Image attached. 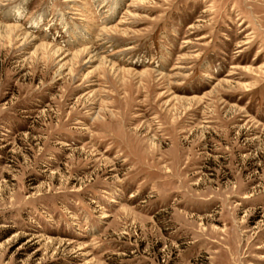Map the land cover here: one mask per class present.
Returning <instances> with one entry per match:
<instances>
[{
    "label": "rangeland",
    "instance_id": "obj_1",
    "mask_svg": "<svg viewBox=\"0 0 264 264\" xmlns=\"http://www.w3.org/2000/svg\"><path fill=\"white\" fill-rule=\"evenodd\" d=\"M0 264H264V0H0Z\"/></svg>",
    "mask_w": 264,
    "mask_h": 264
},
{
    "label": "bare ground",
    "instance_id": "obj_2",
    "mask_svg": "<svg viewBox=\"0 0 264 264\" xmlns=\"http://www.w3.org/2000/svg\"><path fill=\"white\" fill-rule=\"evenodd\" d=\"M64 55V54H63Z\"/></svg>",
    "mask_w": 264,
    "mask_h": 264
}]
</instances>
